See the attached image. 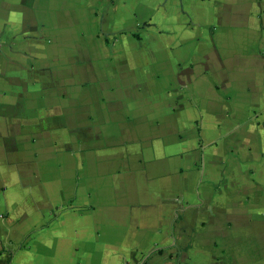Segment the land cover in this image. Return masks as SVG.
Returning a JSON list of instances; mask_svg holds the SVG:
<instances>
[{
    "label": "crops",
    "instance_id": "obj_1",
    "mask_svg": "<svg viewBox=\"0 0 264 264\" xmlns=\"http://www.w3.org/2000/svg\"><path fill=\"white\" fill-rule=\"evenodd\" d=\"M0 264H264V0H0Z\"/></svg>",
    "mask_w": 264,
    "mask_h": 264
}]
</instances>
